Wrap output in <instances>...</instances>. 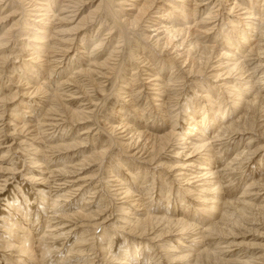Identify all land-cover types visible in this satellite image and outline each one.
Segmentation results:
<instances>
[{"label":"rangeland","instance_id":"1","mask_svg":"<svg viewBox=\"0 0 264 264\" xmlns=\"http://www.w3.org/2000/svg\"><path fill=\"white\" fill-rule=\"evenodd\" d=\"M143 1H110L113 12L126 15L120 25L104 11L96 12L100 0H0V264H120L125 258L122 264H194V257L183 262L173 256L190 252L195 256L201 250L214 253L222 261L218 264H264L262 102L250 114L251 130L218 140L211 132L207 134L208 145L214 146L210 162L218 187L210 190L212 195L206 197L210 201L205 203L203 194L194 189L199 182L188 186L176 177L179 169L194 174L184 156L191 150L176 158L182 142L175 145L172 139L173 146L156 154L151 141H137L134 132L162 136L175 122L174 129L184 135L193 120L188 118L192 105L187 117L181 109L190 97L207 109L209 103L203 98L207 92L217 104L223 101L221 109H227L232 95L227 89L222 91L223 86L218 88L223 81L211 77L212 66L202 68L200 75H188V63L181 67L174 49L162 46V30L153 32L160 22L181 26L178 13L183 8L170 20L166 16L175 0L155 1L135 28L125 25V18L132 20L137 15L135 9L126 10ZM189 1H197L198 6L185 5L189 18L184 23L193 25L195 34H202L199 39L217 50L227 47L226 35L240 39L236 30L250 22L242 15L247 8L253 6L250 12L257 14L255 18L262 15V20L250 23L253 30L244 29L247 36H253L240 51L235 50L245 69L242 73L225 67L221 71H229L231 82L239 77L245 83L250 77L256 83L264 77V51L257 53L254 48L264 47L260 36L264 34V0ZM156 5L165 15L157 14ZM228 19L235 20V33ZM202 27L210 31H197ZM220 29L225 34L222 38L215 35ZM42 34L45 46L37 39ZM219 60L214 55L211 65H219ZM103 62L107 64L101 67ZM156 73L160 80L152 82ZM259 85L252 92L260 91L264 98V86ZM161 87H165L157 97L161 101L152 100L160 93L154 89ZM227 101V107H222ZM71 112L80 113L81 119L73 118ZM202 117L194 116L197 121ZM205 153L193 159H205ZM127 187L133 192L129 198L123 194ZM151 216L184 220L189 230L178 236L179 228L171 225L164 228L168 233L155 239L152 234L157 230L162 234L164 226L145 234L134 230L137 220ZM27 242L31 253L21 249Z\"/></svg>","mask_w":264,"mask_h":264},{"label":"bare ground","instance_id":"2","mask_svg":"<svg viewBox=\"0 0 264 264\" xmlns=\"http://www.w3.org/2000/svg\"><path fill=\"white\" fill-rule=\"evenodd\" d=\"M79 2H80V0H78ZM111 0H103V1H101L100 0V2H99V4L97 5V7H96V12L97 11H101V13H102V11H104L103 13H105L106 15H108L112 20H113V22H119V24H120V20L122 19V18H124V16H126V15H117V13H115V12H113L114 10L112 9V2H110ZM155 1H158V0H144L143 2H142V4H132L130 7H132V8H128L126 11H130V10H134L135 9V11L137 12V15L134 17V19L132 18V20H127L126 18V20L124 19L123 21H127V24H125L126 26H129V27H132V28H135L136 27V25H137V23L141 20V18L142 17H144V16H146V15H149V12L151 11V8L153 7V5H154V3H155ZM176 2H174L173 4L171 3V5L169 4V8H168V11H167V18L169 19L170 18V16H172V15H174L175 16V14L177 13V12H179L177 9H179L180 7L181 8H183V10H182V13L181 14H179L178 13V17H179V19H181V23L182 24H180L181 26H171L172 25V23H171V25H168L169 24V22L168 23H164V22H160V23H158L157 25L159 26L157 29H155L153 32H156V31H158V30H162V34L164 35L163 37V39H164V41H163V44H162V46L164 47V49L165 48H168V47H170L171 49H174V53L176 54L175 55V57H177L178 59H179V61H180V64H181V67L183 66V65H185V64H187L188 63V75H190V74H196V75H200L201 74V72H200V70L202 69V68H207V66H212V69H213V72H212V75H211V77H213V78H215L216 80H220V81H223V83H221L220 85H219V87L218 88H220L221 86H223V87H221L222 89V91H223V89H224V91H225V89H227V93L230 95H232V96H230V97H232V99H233V101L231 102V106L230 107H227V105L229 104V101H227V102H225V105L223 104V106L222 107H227V109L226 108H222L221 109V107H219L221 104V102L223 103V101H219L220 103L219 104H217V100H215L214 98H213V95H209V94H207V92H206V95L205 96H203V98L204 99H207V100H205V101H207L206 103H209L208 104V108L206 109L205 108V106L204 105H196V104H194V101L192 100V99H190L189 98V101L188 102H185L182 106H183V108H182V106L180 107V108H182L181 109V112H183L182 114H184V117H187L188 115H187V110L189 111L190 110V106L192 105V108H191V115L188 117V118H190V119H193V120H191V123H189L188 122V128L185 130V133H182V134H184V135H181L180 134V132H178L176 129H174V125H175V122H173L172 124H171V126H170V129H169V133H167V134H163L162 136H157V137H152L151 138V136H149V137H146V135H144V134H142V133H137V132H134L135 133V136H137L136 138H137V141H139V140H141V139H145L146 141H148V143L150 142V143H152V146H151V149H152V151H153V153H156V152H158V153H161L162 151L164 152L165 151V149L168 147V145H170V144H172V139H174L173 141H175L176 143H174L175 145L177 144V143H179V142H182L181 143V146L179 147V148H181L182 150H180V152H176V155H178V156H175L176 158H178L180 155H182V153L184 152V150H191L190 151V153L188 152V153H186V155H184L185 157H187V159H189V167L190 168H192V169H194V174H191V175H189V174H187V170L186 169H182V170H178L179 172H176V173H178V175H176V177L177 178H179V180H180V183L183 181H185V185H192L193 183L195 184L196 182H199V183H197L198 185H196V188H194V189H198L199 191H200V194L202 195L203 194V197H202V199L205 201V203H207L208 204V202L210 201L209 199H207L206 197L208 196V195H212V193H210L211 191V189L213 190V187H215V186H217V184H218V181H217V184H216V182H214V180H215V178H214V173L215 172H213V169L211 168V166H212V164H211V162L210 161H212L211 159H212V157H214V156H212V154H214V146H212V144H209L208 145V141H210V139H209V137H208V135L207 134H209L210 132V136H211V134L213 135V137L214 138H217V140L219 139V138H222V137H224V136H227V135H232V134H239L241 131H243V132H245V131H247V130H251L250 128H252V124H253V120L251 119V118H253V117H251L250 118V114L251 113H254V111L256 110V107H257V103L258 102H262L261 103V106H260V108L264 111V98L262 97H260L259 96V93H260V91L259 92H257V93H254L253 94V92L255 91V90H257V89H255V90H253V88H256V86L258 85V84H260L259 86L260 87H262V86H264V83L263 82H261V81H264V77H261V78H259L258 79V81L256 82V83H254L255 81H253L249 76V78H248V80H247V82H243L245 79H240L239 77H237V79H236V81L237 82H235V81H233V82H231V81H229V80H227L228 79V75H230V73H229V71L228 72H226V73H222V69L225 67V68H227L226 70H235V71H241L242 69L244 70L245 69V67H244V63H243V66L241 67V64H242V62L240 61V58L239 57H237L236 56V52H235V50H239L240 48L239 47H241V45L243 46L244 44H245V42H247L248 40H249V36H253V35H246L248 32H246V31H250V30H253V27L254 26H252V24H250L251 22H254L256 19L258 20V19H260L261 17H262V15H261V17L260 18H255L256 17V13H253L252 14V12H250V11H252L254 8H253V6L252 7H249V8H251V9H249V8H247V11H248V9H249V11L248 12H250V13H248L247 11L246 12H244L242 15H245V17L246 16H248L249 18H247V19H250V22L249 23H246L245 24V30L243 29V30H241L240 29V31H237L236 30V36L237 37H239L240 39L239 40H232V38H231V36L230 35H226L225 36V38L223 37V34H224V32H222V30L220 29V31L219 32H216L217 34H215L216 35V37H218V35H219V38L221 37H223V40L225 41V43L227 44L226 46L227 47H223V46H221V48L220 49H218L217 50V48H215L216 46H210V47H208V46H206V44H205V42H202L200 39H199V37H201V36H199L201 33H199V35H198V32H197V34H195L196 32H195V30H194V28H193V25L190 27V26H186L187 25V23H184V21H185V19L187 20L188 18H187V13H184V7H185V5L186 4H190L192 1H189L188 0V3H186L187 1L185 0H175ZM196 0H194V2H195ZM134 2V1H133ZM135 2L137 3L138 2V0H135ZM190 2V3H189ZM246 2V1H245ZM253 2V1H252ZM263 3H264V1H262ZM236 3V2H235ZM262 3V4H263ZM196 5V6H198V4H197V1H196V3H193L192 2V5ZM234 4V3H233ZM250 4L252 5V3L250 2ZM254 4V3H253ZM43 5V4H42ZM41 5V6H42ZM45 5V4H44ZM139 5V7L137 8L136 6H138ZM166 5V4H165ZM244 5H246V4H244ZM243 5V6H244ZM264 5V4H263ZM47 6V5H46ZM167 6V5H166ZM190 6V5H189ZM236 6V5H235ZM256 6V5H255ZM195 7V6H194ZM239 7H241V5H239ZM43 7H41V9H42ZM114 8V7H113ZM189 8V7H188ZM198 7H196L195 9H193V12H192V16L194 17V15H196L195 13L197 12V11H195L196 9H197ZM244 8V7H243ZM261 9H262V5H261V7H260ZM47 9H48V7H47ZM47 9H46V12L48 13V11H47ZM102 9V10H101ZM153 9H157L158 10V12H157V14L158 13H161V12H163V8L161 7V6H158L157 7V5L156 6H154V8ZM152 9V10H153ZM191 9V8H190ZM233 9V8H232ZM264 9V8H263ZM49 10V9H48ZM113 10V11H112ZM157 10H155L154 12H156ZM242 10H244V9H242ZM246 10V9H245ZM42 11V10H41ZM43 11H44V9H43ZM42 11V12H43ZM262 11V10H261ZM51 12V11H50ZM166 12V11H165ZM190 12V11H189ZM188 12V13H189ZM256 12V11H255ZM263 12V11H262ZM94 13V12H93ZM50 14V13H49ZM126 14V13H125ZM163 14H164V12H163ZM163 14H161V15H163ZM260 14H261V12H260ZM259 14V15H260ZM46 15L47 14H45V15H43V16H45L46 17ZM165 15V14H164ZM48 16V15H47ZM131 16V15H130ZM176 16H177V14H176ZM89 17V16H88ZM117 17V18H116ZM164 18H165V16H163ZM178 17H176V18H178ZM191 17V16H190ZM207 17V16H206ZM259 17V16H258ZM49 18V17H48ZM48 18L46 19V20H48ZM60 18V17H59ZM116 18V19H115ZM158 18V17H157ZM174 18V17H173ZM175 18V19H176ZM62 19V18H61ZM184 19V20H183ZM203 19V18H202ZM213 19V18H212ZM244 19V18H243ZM45 20V21H46ZM83 21H85L84 19H82ZM81 20V21H82ZM163 21L164 20H166V19H162ZM170 20V19H169ZM229 20V19H228ZM260 20H262V19H260ZM172 21V20H171ZM177 22H180V20L178 21V20H176ZM235 21V20H234ZM234 21L233 20H229V25H230V29H233L234 30V32H232V33H235V27L237 26L235 23H234ZM244 21V20H243ZM40 23H41V21H39ZM44 22V21H43ZM201 22V21H200ZM203 22V21H202ZM201 22V23H202ZM262 22V21H261ZM125 23V22H124ZM36 24H38V23H36ZM42 24V23H41ZM47 24H49V23H47ZM115 24V23H114ZM119 24L117 25L118 27H120L119 26ZM122 24V23H121ZM120 24V25H121ZM204 24V23H203ZM43 25V24H42ZM46 25V24H45ZM174 25V24H173ZM202 25V24H201ZM262 25V23L260 24V26ZM82 26V25H81ZM196 26V25H195ZM198 26V25H197ZM209 26V25H208ZM252 28H251V27ZM259 26V25H258ZM263 26V25H262ZM26 27V26H25ZM117 27V28H118ZM47 28V27H46ZM121 28V27H120ZM123 28V27H122ZM125 28V27H124ZM123 28V29H124ZM203 28V27H202ZM214 28V27H213ZM212 28V29H213ZM256 28V27H255ZM254 28V29H255ZM259 28V27H258ZM48 29V28H47ZM122 29V30H123ZM198 29V28H197ZM201 29V28H200ZM205 29H206V27H205ZM210 29H211V27H210ZM37 30L38 29H36L35 31L37 32ZM209 30V29H208ZM208 30H204V28H203V30H197V31H199V32H202L203 34L205 33L206 34V32L208 31ZM259 30V33L262 31L263 32V30L262 29H258ZM257 30V31H258ZM41 31H43L42 29H41ZM47 31V30H46ZM210 31V30H209ZM218 31V30H217ZM256 31V30H255ZM39 32V31H38ZM43 32H45V31H43ZM123 32V31H122ZM160 32V31H159ZM231 32H230V34H231ZM46 33V32H45ZM251 33V32H250ZM264 33V32H263ZM37 34V33H36ZM60 34V33H59ZM119 34V33H118ZM124 34V33H123ZM122 34V35H123ZM38 35V34H37ZM40 35V34H39ZM127 35V34H126ZM202 35V34H201ZM225 35V34H224ZM156 36H158V35H156ZM260 36H261V38L263 37V39H264V34H260ZM33 37H35V36H33ZM37 37V36H36ZM259 37V36H258ZM34 39V38H33ZM37 39L38 40H40L41 42H42V44H43V42H45L44 41V39H46L44 36H43V34L41 35V36H39V37H37ZM262 39V40H263ZM37 40V41H38ZM63 40V39H62ZM66 40V39H65ZM68 40V39H67ZM222 40V41H223ZM29 41V40H28ZM238 41V42H237ZM251 41V40H250ZM253 41V40H252ZM261 40H259V41H257V44L260 42ZM126 42V41H125ZM33 43V42H32ZM47 43H48V41H47ZM100 43V42H99ZM161 43V42H160ZM159 43V44H160ZM217 43V42H216ZM40 44V43H39ZM36 45H38V43L36 44ZM41 45V44H40ZM39 45V46H40ZM100 45H102V44H100ZM213 45V44H212ZM43 46H45L44 44H43ZM155 46H157L158 47V39L156 40V42H155ZM38 47V46H37ZM48 47V46H47ZM35 48V47H34ZM41 48V47H40ZM43 48V47H42ZM41 48V49H42ZM159 48V47H158ZM162 48V47H161ZM242 48V47H241ZM254 48H256L255 50H256V52L257 53H260V51H264V47L263 46H261V47H259V46H257V47H254ZM40 49V50H41ZM44 49H46L45 47H44ZM38 50H39V48H38ZM43 50V49H42ZM141 50V49H140ZM234 50V51H233ZM34 51V50H33ZM240 51V50H239ZM250 51H252V50H250ZM251 53V52H250ZM253 53V52H252ZM214 55H216L217 57H219L220 58V60L218 61V64L219 65H215L214 66V64L216 63V62H214V64L213 65H211V61H212V57L214 56ZM241 55V54H240ZM136 56V55H135ZM244 56H246V55H244ZM237 57V58H236ZM231 58H233V59H231ZM136 59V58H135ZM226 61V62H225ZM170 62V61H169ZM229 62H232V64H231V67L229 66L228 67V63ZM171 63V62H170ZM106 64L107 63H105V62H103L102 64H99L101 67H103V66H106ZM179 64V65H180ZM217 64V63H216ZM175 65V64H174ZM204 66V67H203ZM121 67V66H120ZM170 67H172V66H170ZM25 68H27V67H25ZM185 68V67H184ZM187 68V67H186ZM247 68V67H246ZM257 69V68H256ZM28 70V69H27ZM248 72V71H247ZM221 73H222V75H221ZM240 73H242V71L240 72ZM263 73V72H262ZM233 74V73H232ZM154 76H156V78L152 81V82H156V81H158V80H160L159 78H160V76H159V73L157 74H154ZM223 76H225L224 78H223ZM238 76H240V77H242V76H244V75H238ZM184 78V77H183ZM175 79V78H174ZM249 79H251V81L249 80ZM156 80V81H155ZM238 81H240V82H243L244 84H239V82ZM235 82V83H234ZM168 83H169V81H168ZM238 84V85H237ZM256 84V85H255ZM155 85V84H154ZM155 86H160L159 84H157V85H155ZM237 86H238V88H237ZM248 87H250V88H248ZM165 88V87H164ZM163 87H161V88H157V89H154V90H157V92H160V90L161 89H164ZM240 89H243V90H240ZM252 90H253V92H252ZM210 91V90H209ZM205 92V91H204ZM226 92V91H225ZM210 93V92H209ZM226 93V94H227ZM154 94V93H153ZM156 94V93H155ZM160 94H162V92H160V93H157L156 95H154V97H153V99L152 100H154V101H161V100H159V98H157L158 96L160 97L161 95ZM253 94V95H252ZM162 97H163V95H162ZM178 97V96H177ZM229 97V98H230ZM202 98V97H201ZM218 99V98H217ZM187 100H188V98H187ZM163 101V100H162ZM166 101V100H165ZM235 101V102H234ZM162 103V102H161ZM198 104V103H197ZM216 104V105H215ZM163 105V103L162 104H159V105H157V106H162ZM214 105H215V108H214ZM190 107V108H189ZM214 108V109H213ZM216 108H218V109H216ZM163 108L161 107V111H163L162 110ZM259 110V109H258ZM55 111V110H54ZM177 111V110H176ZM164 112V111H163ZM173 112H175V111H173ZM212 112H214L213 114H212ZM72 113V117L74 118L75 117V119L76 120H79V119H81L79 116V114L80 113H78V112H71ZM70 113V114H71ZM161 113V112H160ZM202 115L203 117H202V120H200V121H197L195 118H194V116H196V115ZM212 114V115H211ZM83 115V114H82ZM177 115V114H176ZM234 115V116H233ZM230 116H233L231 119H229V117ZM168 117V116H167ZM176 117V116H175ZM169 118V117H168ZM181 119V118H180ZM186 120V119H185ZM188 120V119H187ZM176 121V120H175ZM226 121V122H225ZM154 125V124H153ZM152 125V126H153ZM126 127V126H125ZM218 128V129H217ZM134 129V128H133ZM215 130H217V131H215ZM247 133V132H246ZM134 136V135H133ZM153 136H155V135H153ZM186 137V138H185ZM213 137H211V138H213ZM188 139H190V141L188 140ZM216 140V139H215ZM210 143V142H209ZM78 144V143H77ZM180 144V143H179ZM171 146V145H170ZM172 146H173V144H172ZM171 148V147H170ZM190 148V149H189ZM150 149V150H151ZM216 150V149H215ZM203 153V152H206L205 153V159H202L201 160V158H197V159H193L194 157H196V155L197 154H199V153ZM194 153V155H192ZM217 153V152H216ZM215 153V154H216ZM157 154V153H156ZM99 155V154H98ZM204 155V154H203ZM242 154L240 153V154H238L236 157L238 158V157H240ZM114 156V155H113ZM210 157V158H209ZM208 158H209V161H208ZM116 160V159H115ZM150 161L152 160V159H149ZM149 160H147V161H149ZM197 160V161H196ZM202 162H201V161ZM119 162V161H118ZM198 162V163H197ZM201 162V163H200ZM181 163V162H180ZM183 163V162H182ZM118 164V163H117ZM119 165V164H118ZM184 165V163L182 164V166ZM176 167H178V168H180L181 167V165H179V164H177V166ZM187 167V165H185L183 168H186ZM188 168V167H187ZM172 169V168H171ZM184 171V172H183ZM187 171V172H186ZM131 176H133V178H136V175L135 174H137V173H129ZM190 176H192L194 179H197V181H195V182H191L190 180H191V178L192 177H190ZM190 177V178H189ZM132 178V177H131ZM133 181V180H132ZM216 181V180H215ZM153 183V182H152ZM133 187V186H132ZM218 187V186H217ZM138 188V187H137ZM136 188V189H137ZM143 188H144V186H143ZM149 189V188H148ZM123 190H124V188H123ZM152 190V189H151ZM151 190H148V193L147 194H151L150 193V191ZM190 190V188H186V191H189ZM218 190V189H217ZM191 191V190H190ZM133 192H131V190L127 187V188H125V190L123 191V194L125 195V198H129L130 196H131V194H132ZM44 196H46V195H44ZM41 197H43V196H41ZM214 198V197H213ZM45 200V199H44ZM169 200V199H168ZM208 200V202H206ZM201 201V200H200ZM44 202V201H43ZM55 203L56 202H54V204L53 205H55ZM202 203H204V202H202ZM223 204V203H222ZM153 205V204H152ZM56 207V206H55ZM121 208V207H120ZM124 208V207H123ZM211 208V207H210ZM199 209H201V208H199ZM214 209V208H213ZM120 210V209H119ZM159 210V209H158ZM125 211V210H124ZM209 212H211V211H209ZM131 213V212H130ZM123 214V213H122ZM122 216V215H121ZM127 216H129V215H127ZM134 218V217H133ZM170 218V217H169ZM174 219V218H173ZM184 221V220H183ZM183 221H181V219L180 220H169L168 221V218L167 219H164V218H158V217H156V216H151V217H147V219H145L143 222H140V220H137L136 221V226H133V228H134V230H138V231H141L143 234H145L146 232H148V231H153V229L155 228V229H157V228H159V226H164L163 228H162V234L160 233V234H158L157 232H161V231H159V230H157L156 232H154L153 234H152V236H154V237H152V238H159V237H161V236H163V234H166V233H168L169 231L167 230H165L164 228L165 227H168V226H175V227H178L179 229H176V232L178 231V232H180V234H177L178 236L180 235V236H183L184 234H185V232L187 231V230H189V227L187 226V224H185V221L183 222ZM186 223H188V222H186ZM126 224V223H125ZM131 224V223H130ZM134 224H135V222H134ZM189 224H191L192 225V223H189ZM194 225V224H193ZM196 226V225H195ZM13 227V226H12ZM157 227V228H156ZM213 227V226H212ZM212 227L211 228H209L208 229V231L210 230V231H212ZM198 228V227H197ZM191 229V228H190ZM131 230H133V229H131ZM7 231V230H6ZM12 231V230H11ZM203 231V230H202ZM104 232V231H103ZM105 233V232H104ZM141 233V234H142ZM139 234H140V232H139ZM158 234V235H157ZM103 236H105L104 234H103ZM151 236V235H150ZM101 238V237H100ZM28 243V242H27ZM197 243V242H196ZM110 245V244H109ZM10 248H15L14 246H10V245H8ZM142 246V245H141ZM101 248V247H100ZM21 249L23 250V251H25V252H28V253H31V251H30V247H29V243H28V245H26V243H24V244H22L21 245ZM107 249V248H106ZM109 249H110V247H109ZM19 250H20V248H19ZM137 250V249H136ZM23 251H21V252H23ZM30 251V252H29ZM48 251V250H47ZM102 251V250H101ZM105 251V250H104ZM104 251H103V253H104ZM122 251V250H121ZM127 251V250H126ZM24 252V253H25ZM123 252V251H122ZM47 253V252H46ZM106 253V252H105ZM122 256L123 257H125L126 255L125 254H123L122 253ZM169 256H173V254L172 255H169ZM195 258V260H194V264H218V262H222L221 260H218V258H217V256L214 254V253H211V252H209V251H206V250H201V251H199V253L197 254V255H195V256H191V252L190 253H188V254H185V255H180V256H173V258H175V260H180V261H183V262H186L187 260H189V258ZM125 259H128V258H125ZM125 259H123V260H125ZM120 260H122V258L120 259ZM122 260V263L124 262ZM174 260V259H173ZM121 262V261H120ZM120 262H118V263H120ZM129 262V261H128ZM192 262V261H191ZM122 263H120V264H122ZM129 264V263H128Z\"/></svg>","mask_w":264,"mask_h":264}]
</instances>
